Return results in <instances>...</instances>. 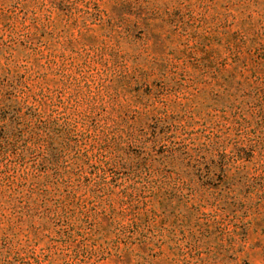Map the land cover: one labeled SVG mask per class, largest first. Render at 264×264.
Wrapping results in <instances>:
<instances>
[{"label":"rangeland","instance_id":"rangeland-1","mask_svg":"<svg viewBox=\"0 0 264 264\" xmlns=\"http://www.w3.org/2000/svg\"><path fill=\"white\" fill-rule=\"evenodd\" d=\"M0 264H264V0H0Z\"/></svg>","mask_w":264,"mask_h":264}]
</instances>
